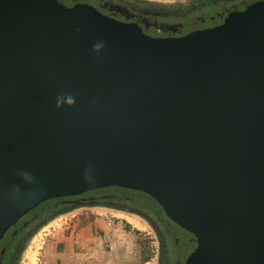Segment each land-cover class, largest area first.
Here are the masks:
<instances>
[{
  "label": "water",
  "instance_id": "1",
  "mask_svg": "<svg viewBox=\"0 0 264 264\" xmlns=\"http://www.w3.org/2000/svg\"><path fill=\"white\" fill-rule=\"evenodd\" d=\"M109 187L193 235L186 264H264V3L153 39L76 0H0V241L48 200Z\"/></svg>",
  "mask_w": 264,
  "mask_h": 264
},
{
  "label": "flooded vegetation",
  "instance_id": "2",
  "mask_svg": "<svg viewBox=\"0 0 264 264\" xmlns=\"http://www.w3.org/2000/svg\"><path fill=\"white\" fill-rule=\"evenodd\" d=\"M145 1L148 0H76L108 19L136 26L153 39L180 38L192 32L212 29L222 25L231 14L264 3V0H196L188 5L174 2L178 6L160 9L146 5ZM84 207H105L130 213L147 225V222L152 224L151 229L159 236L158 264H186L188 256L196 248L193 235L172 223L152 198L138 191L109 187L80 196L48 200L29 212L11 228H16L15 231L10 232V229L0 241V264L19 262L23 245L40 222L70 208Z\"/></svg>",
  "mask_w": 264,
  "mask_h": 264
},
{
  "label": "crops",
  "instance_id": "3",
  "mask_svg": "<svg viewBox=\"0 0 264 264\" xmlns=\"http://www.w3.org/2000/svg\"><path fill=\"white\" fill-rule=\"evenodd\" d=\"M52 220L55 222L59 219ZM68 220V223L65 221L61 225L51 226L52 229L48 231L43 264L143 263L142 251L136 241L140 233L130 225L110 223L95 217H68Z\"/></svg>",
  "mask_w": 264,
  "mask_h": 264
},
{
  "label": "rangeland",
  "instance_id": "4",
  "mask_svg": "<svg viewBox=\"0 0 264 264\" xmlns=\"http://www.w3.org/2000/svg\"><path fill=\"white\" fill-rule=\"evenodd\" d=\"M148 1H155L161 3L178 2L188 5L191 4L192 2H195L196 0H148ZM209 11L211 12L213 10H209ZM70 209L66 211H69ZM62 212L53 215L52 217L48 218V220L46 219L40 222L37 225V227H35V229L32 231V234L27 238V241L23 245L22 253L19 262L17 264H43L42 260H43L45 245L48 237L47 236L48 231H50L52 229L51 226L55 224L61 225L60 223H63L65 221L68 223L69 221L68 217L70 219H77L81 217L82 218L95 217L98 219H104L107 222L109 221L110 223L120 222L126 225H130V227L134 231L140 233V235H138L136 238V241L140 246V249L143 248L146 251L149 250L150 252V259L145 264H158V257H159L158 239L156 237L155 232L151 229V227L147 225L144 221H142L140 218L113 209H108L105 207H98V208L84 207V208L75 209L65 214H61ZM68 213L71 214L68 215ZM129 217L134 218L136 221ZM53 218L56 219L58 218L59 220L54 222L52 220ZM49 220H52V222H50ZM47 222H50V224L45 225Z\"/></svg>",
  "mask_w": 264,
  "mask_h": 264
},
{
  "label": "clouds",
  "instance_id": "5",
  "mask_svg": "<svg viewBox=\"0 0 264 264\" xmlns=\"http://www.w3.org/2000/svg\"><path fill=\"white\" fill-rule=\"evenodd\" d=\"M105 43L102 40L96 41L92 46V53L95 57H98L104 50ZM75 104V97L71 93L67 94H59L55 98V106L57 109L61 108L62 106H66L71 108ZM18 175L28 183L34 182V177L26 172H20ZM84 182L87 185H94L97 180L92 168H86L84 171ZM13 192H19V188L17 186H13Z\"/></svg>",
  "mask_w": 264,
  "mask_h": 264
},
{
  "label": "trees",
  "instance_id": "6",
  "mask_svg": "<svg viewBox=\"0 0 264 264\" xmlns=\"http://www.w3.org/2000/svg\"><path fill=\"white\" fill-rule=\"evenodd\" d=\"M21 223L22 222H20V224L18 225L19 227L21 226ZM15 230H16V228H13V229H11L10 232H13ZM141 251H142V253H141V255H142V262L143 263L148 262L149 259H150V252H149V250L146 251L145 249L142 248Z\"/></svg>",
  "mask_w": 264,
  "mask_h": 264
},
{
  "label": "bare ground",
  "instance_id": "7",
  "mask_svg": "<svg viewBox=\"0 0 264 264\" xmlns=\"http://www.w3.org/2000/svg\"><path fill=\"white\" fill-rule=\"evenodd\" d=\"M129 218H131V217H129ZM131 219H134V218H131ZM135 220V219H134ZM136 221V220H135Z\"/></svg>",
  "mask_w": 264,
  "mask_h": 264
}]
</instances>
